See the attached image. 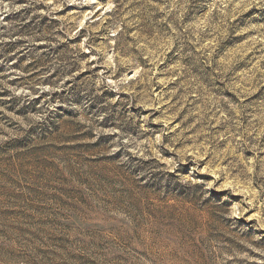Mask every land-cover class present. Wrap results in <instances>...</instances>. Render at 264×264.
<instances>
[{
    "label": "rangeland",
    "instance_id": "obj_1",
    "mask_svg": "<svg viewBox=\"0 0 264 264\" xmlns=\"http://www.w3.org/2000/svg\"><path fill=\"white\" fill-rule=\"evenodd\" d=\"M0 264H264V0H0Z\"/></svg>",
    "mask_w": 264,
    "mask_h": 264
}]
</instances>
